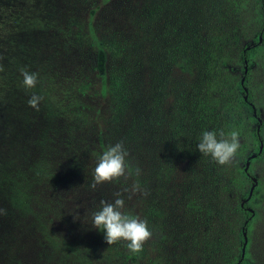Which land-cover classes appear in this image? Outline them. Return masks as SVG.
Returning a JSON list of instances; mask_svg holds the SVG:
<instances>
[{
	"label": "rangeland",
	"instance_id": "374dc122",
	"mask_svg": "<svg viewBox=\"0 0 264 264\" xmlns=\"http://www.w3.org/2000/svg\"><path fill=\"white\" fill-rule=\"evenodd\" d=\"M190 1L193 0L184 6L182 1L179 15L174 17L171 13L175 5L170 6L169 0H0V74L12 70L8 75L9 80L12 79L10 97L0 115V159L13 155L26 171L25 177L33 194L37 195L29 210L23 212L11 207L0 192V264H105L106 261H99L100 258L105 260L104 248L99 245L104 239L103 233L91 225L90 213L101 199L112 200L117 192L125 199V209L145 219L152 232L142 251L139 250L144 251L143 255L131 257L129 264H149L151 261L157 264H212L205 243H201L199 252L195 250L197 247L186 245L187 241L192 242L188 238L192 233L203 234L205 238L206 228L193 225L189 214L180 210L176 197L172 196L173 201L167 199L171 204L170 218L167 217L168 208L163 219L150 215L147 210L151 201L162 200L155 194L159 182L156 168L167 159L163 147H168L170 102L169 97L163 96V100L155 103L159 104V109L150 112L158 114L155 118L158 122L148 123V117L144 116L149 105L144 99L150 80L152 83L155 79L157 86L160 76L154 66L152 72L149 69V48L156 42L163 52L164 46L169 48L170 41L177 36L191 37L193 22L204 15L200 16L196 2ZM263 1L246 0L248 15L232 22L237 39L227 48L232 55L229 65L233 67L230 70L237 97L243 96L237 89L243 68L238 51L244 43L254 44L252 33L264 23ZM150 4H156L161 12L151 22V41L144 37L143 29H137L136 35L140 52L138 108L144 119L133 130L132 140L135 141L126 143L122 135L124 127L108 123L113 110L108 105L107 94L101 89L102 81L97 77L100 70L96 68L97 57L102 52L108 59L102 66L108 78L107 65L113 55L109 42L130 36L134 16L143 18ZM197 15L199 19H195ZM176 18L182 19H179V25L175 23ZM263 41L261 38L258 43L261 46L251 54L243 75L248 74L247 93H251L258 106L259 116L254 117L261 120L264 134ZM21 68L38 73V80L43 79V90L62 99L66 100L68 93H77L76 89L84 90L83 95L78 91V104L83 105L81 111L71 115L68 105L64 109L63 104L55 111L50 110L44 96L43 109L29 106L27 101L33 92L25 89L21 81L17 82V79L22 80ZM190 71H182L170 64L164 73L168 75V83L175 85V81L179 84L192 80L194 72ZM242 108L246 110L245 105ZM257 123L251 121L250 127L257 128ZM117 141H122L127 149L129 164L138 165L131 170L139 168V175L121 177L115 182L90 188L96 157L105 146ZM257 151L251 150L250 154H258ZM38 162L41 164L26 170ZM249 166L252 170L250 179L256 178L258 188L254 198L246 202L253 214L250 226L245 229L247 240L240 262L264 264V157L249 161ZM133 183L142 191L131 192ZM125 188L129 191H124ZM241 215L242 221L246 216L243 212ZM231 243L232 247H227V253L216 264H235L242 244L239 245L238 239ZM107 264L115 263L107 261Z\"/></svg>",
	"mask_w": 264,
	"mask_h": 264
},
{
	"label": "trees",
	"instance_id": "16d2710c",
	"mask_svg": "<svg viewBox=\"0 0 264 264\" xmlns=\"http://www.w3.org/2000/svg\"><path fill=\"white\" fill-rule=\"evenodd\" d=\"M182 1L183 6L189 2V0H169L170 6L171 4L175 5L171 13V15L174 14V17H178V9L182 7ZM245 1H190L196 2L199 15H204L202 18L197 15L195 18L200 19L193 22L191 37H186V34L177 36L174 41H170L172 45L169 48L164 46L163 52L160 51L161 47L155 42L154 45L150 46L148 54L149 69L151 68L152 72L154 66L155 72L160 74L157 86L155 79L152 83L150 80L147 88L148 94L144 99L146 105H149V110L144 116L148 117V123L158 122L155 120L158 114H151L152 109H159V104L156 105L155 103L163 100L164 97H169L170 102L168 106V147H163L164 151H167L165 157L167 159L160 162L156 168L159 182L155 194H159L162 200H156L154 203L151 201L147 210L150 215L163 219V213L165 214L168 208L167 217L170 218L171 204L167 203V199H171L172 196L173 198L176 197L180 210L189 214L193 220V225L200 224L206 228L205 238L203 234L192 233L188 237L192 242L187 241L186 245L197 247L195 250L199 252L201 243H205L207 256L212 264H216L219 258L227 253V247H232V241L238 239V243L241 245L243 241L241 228L244 225L247 230L250 226L252 214L244 208L248 204L245 202L243 206L240 205L241 200L247 197L249 184L252 183L249 177L250 174L252 175L251 166H248L247 171H245L244 163L251 150L256 153L259 146L256 141L258 138L263 141L264 135L261 124L258 132L255 127H250L251 121L257 122V120L252 113L249 102L254 103L257 116H259L258 106L249 92L246 100L243 99V96H236L230 70L232 65H229L232 55L227 47L237 39V30L235 26L232 27V22L237 17L248 15ZM170 6L167 7L170 8ZM160 13L156 4L148 5L146 12L143 13V18L138 15L134 16V25L130 36L109 42L112 46L113 55L109 65H107L109 66L108 78L104 75L102 67L108 59L104 58L102 52L97 57L96 68L100 69L97 77L102 81L101 89L103 93L107 94L108 105L113 110L108 123L124 127L122 135L124 134L126 143L135 141L132 140L133 130L137 128L140 120L144 119L138 108L139 95L141 96V94H139L137 77L139 69H137V63H139L140 56L137 46V40H139V37L136 36L137 29H143L144 37L151 41L150 25ZM176 19L177 22L175 21V23L179 25L180 18ZM263 24L259 30L252 33L254 44L244 43L238 51L241 64L242 62L244 64V60L249 64L251 54L261 46L258 44L257 35L260 34L264 40ZM246 46L249 48L245 49ZM170 64L176 65L182 71H193L192 80L179 84L175 81V85L172 82H170L171 84L168 83V75L164 72H166V68L168 70ZM240 70L243 75V68ZM9 71L10 69H7L4 75L0 74V115L10 97L12 79L9 80ZM248 72L250 73V68ZM164 76L165 80H163ZM248 78L247 74L243 82L245 87L248 85ZM19 81L22 80L17 79V82ZM237 89L241 95H244L240 82ZM29 90L42 98L39 101V107L42 109L43 96L50 110L55 111L57 107L61 108L60 104H63L64 109L68 105V112L71 115H77L83 107V105L78 104L80 101H77L80 89H76L77 93H68L65 100L51 91L43 90V79H39L36 86ZM157 93H159L158 97ZM80 94L83 95L84 90L81 89ZM150 94H152L151 98L148 97ZM244 105L246 110L242 108ZM1 127L3 126L1 125ZM202 129H219L225 133L230 131L239 133L240 149L233 164L219 165L196 150L197 137ZM263 157L264 141L261 153L256 154L255 158H251L250 161ZM8 158L3 156L0 159V192L11 207L26 212L34 203L37 195L33 194L32 186L25 177L27 173L21 169V163L17 162L13 155ZM39 164L41 162L28 166L26 170L30 171L32 167H37ZM137 166L136 163L130 165L131 168ZM256 188H258L257 185L249 200L254 198ZM242 212L246 217L241 221ZM245 220L246 223L244 224ZM221 225L225 226L223 232ZM157 228L161 229L160 226ZM225 241L226 243H224ZM99 245L104 248L102 252L105 256V260L100 258L99 261L100 263L106 261L105 264L107 261L115 264H129L131 257L144 253V251L141 252L142 250L140 252L130 251L126 242L123 241L108 245L103 239ZM238 252L240 253V248ZM149 264L157 263L151 261Z\"/></svg>",
	"mask_w": 264,
	"mask_h": 264
},
{
	"label": "clouds",
	"instance_id": "9594fccd",
	"mask_svg": "<svg viewBox=\"0 0 264 264\" xmlns=\"http://www.w3.org/2000/svg\"><path fill=\"white\" fill-rule=\"evenodd\" d=\"M20 75L25 89L36 86L38 73L21 68ZM41 99L40 96L33 94L27 103L33 108H38ZM239 149L240 138L237 131L225 133L219 129H202L197 137L196 150L219 165L233 164ZM127 157L128 151L122 141L105 146L96 157L92 170L93 181L89 187L95 189L98 184L115 182L121 177L127 178L133 174L139 175L140 169L131 170ZM130 190L133 193L142 191L136 183L132 184ZM124 191L129 189L125 188ZM90 223L98 231H102L108 244L123 241L133 252L141 250L144 242L152 235L145 219L125 209V199L119 192L113 194L112 200L99 201L90 213Z\"/></svg>",
	"mask_w": 264,
	"mask_h": 264
},
{
	"label": "water",
	"instance_id": "95a60500",
	"mask_svg": "<svg viewBox=\"0 0 264 264\" xmlns=\"http://www.w3.org/2000/svg\"><path fill=\"white\" fill-rule=\"evenodd\" d=\"M262 5L264 6V1H263ZM263 28H264V26H263ZM260 40H261V35L259 34V36H258V42H260ZM248 48H249V46H246V47H245V49H248ZM246 71H247V61L244 60V64H243V74H244ZM243 82H244V75H242V77L240 78V84H241V86H242V88H243V91H244L243 99L246 100V99H247V88L244 86ZM249 105L252 107V113H253V115L256 116V112H255V109H254L253 104H252L251 102H249ZM257 121H258V124H257L256 131L258 132V130H259V127H258V126H259L261 120L257 117ZM262 146H263V142H262L261 140H259V146H258V151H257L258 153L261 152V150H262ZM255 155H256V154L253 153V154H250V155L246 158V161H245V163H244V170H245V171H247V169H248L250 159L253 158ZM251 181H252V183H251V185H250V187H249L248 195H247L246 198H244V199L240 202V205H241V206H243V204H244L245 202H247V200L251 197V194H252V192H253V189H254V187H255V185H256V183H257L256 178H254V177H251ZM245 209H246L247 211L251 212V214H253V210H252L250 207H246ZM245 223H246V220L244 221V224H245ZM241 233H242V239H243V242H242V247H241V252H240V258H239L237 264L241 261V259H242L243 256H244V248H245V244H246V240H247L244 225H243L242 228H241Z\"/></svg>",
	"mask_w": 264,
	"mask_h": 264
},
{
	"label": "flooded vegetation",
	"instance_id": "af4514ba",
	"mask_svg": "<svg viewBox=\"0 0 264 264\" xmlns=\"http://www.w3.org/2000/svg\"><path fill=\"white\" fill-rule=\"evenodd\" d=\"M263 26H264V25H263ZM249 177H250V176H249ZM243 205H244V204H243ZM244 208H246V206H245ZM239 258H240V255H239V257L236 258V260H235V262H234L235 264H237V261L239 260ZM238 264H239V263H238Z\"/></svg>",
	"mask_w": 264,
	"mask_h": 264
}]
</instances>
